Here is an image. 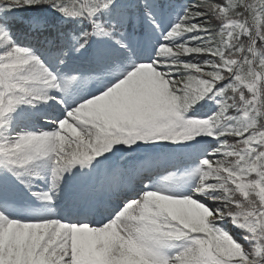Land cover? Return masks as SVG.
Returning a JSON list of instances; mask_svg holds the SVG:
<instances>
[{"label": "snow or ice", "instance_id": "obj_1", "mask_svg": "<svg viewBox=\"0 0 264 264\" xmlns=\"http://www.w3.org/2000/svg\"><path fill=\"white\" fill-rule=\"evenodd\" d=\"M0 264H264V0H0Z\"/></svg>", "mask_w": 264, "mask_h": 264}]
</instances>
